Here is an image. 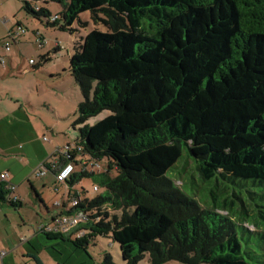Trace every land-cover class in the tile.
Instances as JSON below:
<instances>
[{"label":"trees","instance_id":"trees-1","mask_svg":"<svg viewBox=\"0 0 264 264\" xmlns=\"http://www.w3.org/2000/svg\"><path fill=\"white\" fill-rule=\"evenodd\" d=\"M21 1L51 27L65 30L83 11L107 27L74 45L78 135L65 145L74 146L68 157H51L73 163L69 188L93 176L105 193L55 215L85 212L69 231L37 230L84 250L110 234L125 264L145 254L147 264H264V0H41L63 6L54 15L33 7L37 0ZM183 148L196 178L210 185L199 199L183 189L189 177L197 181L192 172L181 187L167 175L172 166L178 172ZM103 158L105 170L87 171ZM7 194L0 187V202ZM95 264L115 263L105 253Z\"/></svg>","mask_w":264,"mask_h":264},{"label":"rangeland","instance_id":"rangeland-1","mask_svg":"<svg viewBox=\"0 0 264 264\" xmlns=\"http://www.w3.org/2000/svg\"><path fill=\"white\" fill-rule=\"evenodd\" d=\"M31 4L33 7L40 5L47 7L52 15L63 10V6L54 1L43 3L41 0H37L31 1ZM96 15L97 18L104 17L100 10L96 11ZM95 28L102 31L107 30L103 22L95 18L92 11L79 13L67 29L61 30L58 27L47 25L44 18L41 20L35 18L24 9V3L21 0H0V59L4 60L6 69H10V78L1 79L0 85L10 84L7 86L10 88L12 113L15 108H19V105L25 104V107L33 114L31 122L26 120V124H24L31 136H34L32 135L34 126L35 130H38L36 136L43 139V135H45V140H55L53 143H57V140L61 143L63 140L71 144L78 135L79 125L74 124V121L78 116L77 105L83 100V96L79 85L76 84L68 70L69 58L73 53L74 45L81 42L83 37ZM4 41L9 43V50L4 48ZM38 64L40 65L36 67L35 65ZM92 92L93 89H91V94ZM3 98L7 99L6 95H3ZM30 101H40L41 105L34 111L29 106ZM73 110L75 113L72 116L61 118L62 114ZM23 113L21 112V114ZM108 113V110H103L89 118L87 123L93 124ZM11 117L10 115V127L15 128V122L11 120ZM44 122L47 123V126L55 124L56 128L42 131L40 129ZM24 137L28 138L29 136ZM65 149L66 146L62 145V147H55L53 152L59 153L60 150ZM97 163V168L89 164L86 167L87 171L99 172L106 169V158L98 160ZM178 164L180 165L178 172L171 173L175 166L167 171V175L174 180L177 186L181 187L184 182L185 172H192L195 178L198 176L184 148L175 163V165ZM81 167L75 165L78 173L81 172ZM110 174L115 175L116 173L111 171ZM31 180L35 183L37 192L43 194L48 208L46 212L43 207L46 212L43 216L46 219H50V216L57 213H64L68 206L66 205L65 208L56 206V204L61 205L62 202L66 204L74 193L78 194L79 199H91L105 193V189L93 176H82L74 182L71 189L65 182H57L49 170L45 171L42 176L33 173ZM201 182L198 179L195 182L189 177V183L183 189L190 196H193L197 191L204 196L208 194L210 185ZM24 186L26 187L25 194L20 195L22 205L6 204L5 208L0 206V259L5 255H10L14 262L10 264H38L33 256L28 258L22 255L23 248L19 245L21 240L26 241L33 238L36 231L38 238H33L35 246L34 249L29 250V253L37 256L42 264H95L103 260L105 253L111 255L115 264H125L121 259L119 245L110 234L95 236L89 241L87 250L77 248L68 241L47 239L42 232L37 230L43 221L39 217L41 214L40 204L35 198L34 192L31 195L27 193L28 187L30 188L29 183H24ZM94 186H98V189L94 190ZM20 190L22 187L19 188ZM195 197L199 199L198 193L195 194ZM246 226L252 229V225L246 224ZM147 262L145 254L137 264H147ZM163 264L181 263L169 260Z\"/></svg>","mask_w":264,"mask_h":264},{"label":"crops","instance_id":"crops-1","mask_svg":"<svg viewBox=\"0 0 264 264\" xmlns=\"http://www.w3.org/2000/svg\"><path fill=\"white\" fill-rule=\"evenodd\" d=\"M6 78H10V69L7 70L4 65L0 64V80ZM7 85L10 86L9 83H7ZM7 85L4 86L0 85V172L3 171L7 172L9 175L8 177L9 181L16 185L15 194L18 196L20 205H22L20 195H23V193L25 194L24 191L26 190V187L24 186L25 187L24 188L23 184L26 182L29 183L30 188L28 187L27 193L31 195L34 192L35 198L40 204L39 209L41 214H39L40 215L39 217L41 220L43 219V221L40 220L41 223L39 225L46 224L48 222H51L52 218L55 215L50 216V219H46L43 216L47 212L48 208L44 201L43 194H41V192L39 193L37 192V187L35 186V183L32 182L31 177L33 176V173L39 176L37 174L39 171V167L45 161H49L48 163L50 168L47 170L51 171L55 176L54 171L60 165V160L58 157L56 158L54 157L53 159H51L52 155L54 154L53 151L55 147L58 148V147H62V145L63 146L73 145L74 140L70 144L67 143V141H63V140L61 143L58 142V140L57 143H53L55 142V140L54 141L45 140L44 138L45 135H43V139L39 138L38 136H36L38 130H35L34 123H32V125L34 126L33 129L34 134L32 135L34 136L28 134L29 131L26 128L27 126L24 124H26V120L31 122V118L33 114L30 112L28 108L25 107V104L19 105V108H15L13 110V113L11 112L10 88H8ZM3 95H6L7 99L4 98L2 99ZM39 105H41L40 101L29 102V106L34 111L38 109ZM17 112L19 113L18 115L16 114ZM21 112L24 113L21 114ZM74 113L75 111L73 110L71 112H68L67 114H62L61 118L62 119L68 118L69 116H72ZM10 115L12 116L11 120L15 122V128L10 127ZM53 127L56 128V125L50 124V126H47V123L44 122L40 130L45 131L47 129H53ZM24 136H29V137L27 138ZM65 151L66 150H60L62 156L65 155ZM77 157L79 158L77 159ZM75 160L78 162L83 161V159L79 154L75 156ZM21 187L22 190L19 191V188ZM6 204L10 205L8 200L6 202H0V206L3 208L7 206ZM43 207L46 212L44 211ZM33 238L36 239L38 238V236L36 235V231L34 232ZM33 238L31 237L26 241L21 240L19 243V245L23 248L22 255H25L28 258L29 256L30 257L32 256L29 253V250L34 249L35 246V242L33 241ZM0 260H1V264L14 263L10 255H5ZM40 264H42L41 261Z\"/></svg>","mask_w":264,"mask_h":264},{"label":"built area","instance_id":"built-area-1","mask_svg":"<svg viewBox=\"0 0 264 264\" xmlns=\"http://www.w3.org/2000/svg\"><path fill=\"white\" fill-rule=\"evenodd\" d=\"M70 146H66L67 150ZM71 149L74 148V146L70 147ZM64 157H68V154L63 155ZM82 164L87 165V161L83 160ZM97 164V163H96ZM47 171V168L42 164L39 167L38 175L41 176ZM74 172V165L71 161H65L64 163L60 164L56 168V173H55V179L57 182H65L68 177ZM9 175L7 172L3 171L0 172V187L8 191V194L5 196L8 201L11 202H16L18 201V196L15 194V189L16 185L12 182L9 181ZM97 187L94 186V190H96ZM78 201H80L79 198H72L71 201L68 203L67 206H75ZM57 206H60L59 203L56 204ZM85 212L78 210V211H73L69 214H62V215H57L53 218V220L50 222V224L46 225H40L39 227L46 228V230L49 231H69L72 227L76 226L77 223L84 219ZM83 231H80L78 234H82Z\"/></svg>","mask_w":264,"mask_h":264}]
</instances>
